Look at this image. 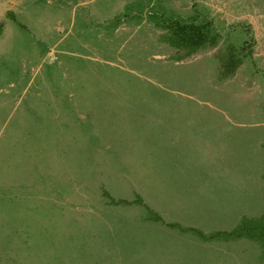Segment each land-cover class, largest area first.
I'll return each mask as SVG.
<instances>
[{
    "label": "rangeland",
    "instance_id": "rangeland-1",
    "mask_svg": "<svg viewBox=\"0 0 264 264\" xmlns=\"http://www.w3.org/2000/svg\"><path fill=\"white\" fill-rule=\"evenodd\" d=\"M186 1L0 0V264H264V0Z\"/></svg>",
    "mask_w": 264,
    "mask_h": 264
},
{
    "label": "trees",
    "instance_id": "trees-1",
    "mask_svg": "<svg viewBox=\"0 0 264 264\" xmlns=\"http://www.w3.org/2000/svg\"><path fill=\"white\" fill-rule=\"evenodd\" d=\"M185 25H183L180 29V35H182V39L179 40L180 44L183 43V45L193 49V51L198 50L202 46L205 45V41L207 40L206 35L204 36V33L200 31V28L198 25H190L187 29H184ZM237 65L234 62H230L229 64L225 65V74L226 76L231 75ZM248 222L246 224L241 225L237 230L231 232V233H225V235L229 237H249L254 240H262L264 238V229L263 231H260L258 226L251 225V227H247Z\"/></svg>",
    "mask_w": 264,
    "mask_h": 264
},
{
    "label": "crops",
    "instance_id": "crops-1",
    "mask_svg": "<svg viewBox=\"0 0 264 264\" xmlns=\"http://www.w3.org/2000/svg\"><path fill=\"white\" fill-rule=\"evenodd\" d=\"M198 2L199 0H187L184 4L183 2H179V6H183L182 8H180L181 10H183V14L179 15L177 21L186 23L192 22L193 20L191 12L193 9L197 8ZM194 21H197V18H195Z\"/></svg>",
    "mask_w": 264,
    "mask_h": 264
}]
</instances>
